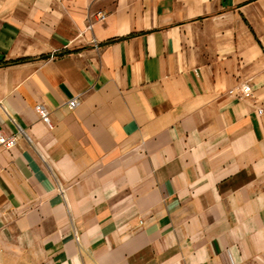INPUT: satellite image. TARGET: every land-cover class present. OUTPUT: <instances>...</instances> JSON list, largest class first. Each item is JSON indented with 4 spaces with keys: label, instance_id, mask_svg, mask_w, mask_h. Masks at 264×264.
I'll return each instance as SVG.
<instances>
[{
    "label": "crops",
    "instance_id": "obj_1",
    "mask_svg": "<svg viewBox=\"0 0 264 264\" xmlns=\"http://www.w3.org/2000/svg\"><path fill=\"white\" fill-rule=\"evenodd\" d=\"M14 134L0 264H264V0H0Z\"/></svg>",
    "mask_w": 264,
    "mask_h": 264
},
{
    "label": "built area",
    "instance_id": "obj_2",
    "mask_svg": "<svg viewBox=\"0 0 264 264\" xmlns=\"http://www.w3.org/2000/svg\"><path fill=\"white\" fill-rule=\"evenodd\" d=\"M101 17H103V16H101ZM227 92L230 95H235V96L240 97V98L250 97L252 95L251 86L247 82H239V83L235 84L233 87L229 88L227 90ZM76 103H77V100L75 97H73L67 101V106L69 108H74ZM35 108L38 110L41 118L44 121L48 122L47 111L43 108V106L38 104L35 106ZM261 111H262L261 108L257 109L258 113H261ZM16 138H17V134L10 135L8 137L0 135V144L4 145L6 147H9L15 143Z\"/></svg>",
    "mask_w": 264,
    "mask_h": 264
},
{
    "label": "trees",
    "instance_id": "obj_3",
    "mask_svg": "<svg viewBox=\"0 0 264 264\" xmlns=\"http://www.w3.org/2000/svg\"><path fill=\"white\" fill-rule=\"evenodd\" d=\"M111 40H113V39H110L109 41H111ZM23 59H25V58H20V59H18V60H23ZM14 61H16V60H12V61H10V62H14Z\"/></svg>",
    "mask_w": 264,
    "mask_h": 264
}]
</instances>
